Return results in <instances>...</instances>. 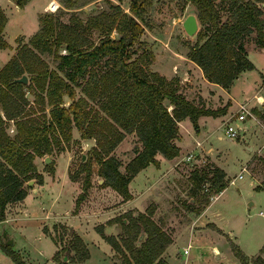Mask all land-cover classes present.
<instances>
[{
  "label": "trees",
  "instance_id": "obj_1",
  "mask_svg": "<svg viewBox=\"0 0 264 264\" xmlns=\"http://www.w3.org/2000/svg\"><path fill=\"white\" fill-rule=\"evenodd\" d=\"M16 1L23 6L30 0ZM58 1L71 10L85 5L88 0ZM185 1L194 6L201 25L187 58L202 70L209 82L229 90L243 72L255 69L246 53L245 37L255 31L258 45L264 48V18H261L259 6L264 0H220L221 6L228 5L229 15L225 19L217 0ZM107 2L109 10L101 11L86 24L75 18L65 23L56 14H40L39 29L29 45L19 49L0 70V222L5 219L9 204L26 198L25 183L31 180L43 183L35 159L51 154L55 146L69 141L73 127L83 138L97 142L80 169L85 172L84 190L90 186L91 167L95 161L99 166L98 174L107 186L123 200H130V182L149 165L159 167L157 155L168 160L180 155L177 145L180 122L189 119L198 131L201 116L217 117L227 113L226 109L213 111L195 105L179 91L178 80H167L149 68L151 59L146 48L137 53L142 46L140 38L149 26L148 11L153 0H130L128 13L120 5ZM5 23L6 18L0 12V49L9 48L2 37ZM88 29L100 32L96 42L84 34ZM113 32L116 33L114 37ZM136 44L140 47H135ZM25 73L31 74L33 84L30 87L42 106L40 110L43 111L46 104L51 107L49 116L44 113L34 116L35 110L25 109L28 101L24 85L14 81ZM78 88L84 96L76 99ZM65 97L71 100L68 106ZM87 99L97 104L98 114H92L91 108L87 110ZM255 114L264 118V113L255 110ZM10 122L15 127L13 135L7 132ZM133 133L140 148H135V156L122 171L119 159L112 152L126 134ZM262 162L264 164V157ZM47 168L50 173L54 172L52 166ZM225 176L217 166L193 171L191 197L199 195L198 188L204 182L217 193L223 191L227 187ZM256 189L264 190V179ZM84 199V194L79 196L76 209ZM206 203L208 199L203 205ZM201 209L195 212L198 214ZM122 229L125 236L120 243L115 236L105 235L103 227L96 228L115 251L119 264H169L162 254L170 238L150 218L129 214L128 221H122ZM70 234L83 247V254L76 258L77 262H82L89 252L76 233L70 231ZM144 234L146 238L140 239ZM138 240L142 241L135 245ZM1 248L13 262L25 264L10 245L3 242ZM234 249L242 263L248 264L239 249ZM65 250L79 249L75 246ZM253 263L264 264V246Z\"/></svg>",
  "mask_w": 264,
  "mask_h": 264
},
{
  "label": "rangeland",
  "instance_id": "obj_2",
  "mask_svg": "<svg viewBox=\"0 0 264 264\" xmlns=\"http://www.w3.org/2000/svg\"><path fill=\"white\" fill-rule=\"evenodd\" d=\"M107 1L88 0L86 4L84 3L85 5L68 10L58 0L55 6L51 7L52 3H55L52 2L45 9L44 6L48 0H30L23 6H19L16 0H0V12L6 18L4 25L6 27L2 28V37L11 45H9L11 50L18 52L24 45H29L31 37L38 31L40 14H56L65 23H70L71 18H75L86 24L92 18L98 17L101 11L109 10ZM110 1L115 5H120L124 12H129L130 0ZM217 3L222 7L221 14L225 19L229 15L228 5L221 6L220 0H217ZM259 6L262 9L261 18H264V4H259ZM190 14L197 17L194 6L186 3L185 0H153L148 11L149 26L144 29L140 38L142 46L136 44L135 47H140L138 54L146 48L151 59L149 68L167 80H178L179 91L195 105L213 111L227 110L225 115L214 117L219 119H216L212 127H209L198 138V140H206L205 147L211 148L210 152L208 151L210 156L203 151V161L198 160L201 158L199 154H193L194 158L187 161L184 160L186 154H182L173 165L161 169L156 168V172L149 176L148 181L140 185L142 193L140 197L133 199L131 196L130 201L123 200L116 191L114 193V190L112 191V188L107 186L98 174L99 166L95 161L92 162L90 186L84 190L85 172L80 169L89 156L91 148L96 147L97 142L83 138L81 132L73 127L69 141L62 142L58 147L55 146L51 154L35 159L38 172H42V185L47 186L41 188L39 187L41 184H37L35 180L30 185L25 183L24 187L31 195L26 204L24 201H19L7 206L4 220L8 219L12 222L15 217H20L17 221L19 229L15 231L10 229L8 222H0L1 252L3 251L1 244L4 242V234H7L15 238V242L10 246L20 255L25 264H119L108 261L104 255L110 248L112 256L109 255L115 260L117 258L115 251L107 243L108 246L102 243L99 247H87L85 241L69 223L50 221L48 217L57 211H67L68 215H77L82 211V214L86 216L84 217L86 229L97 232V227H103L105 235L115 236L120 243H122L121 237L125 236L122 221L127 222L129 214L150 218L170 238V244L162 257L168 258L171 255L174 259V261L171 259V264H243L235 247L246 257L248 264H254V257L264 246V216L262 215L264 191L255 189L253 185V180L261 184L264 179L262 162L264 138H261L262 129L257 127V124L264 126V118H259L254 112L256 110L264 113V100L261 99L262 96L264 97V81L260 79V73L264 74V52L256 51L261 47L257 43L255 31L245 37L246 53L256 69L248 71L246 76L234 86L231 92L236 101L232 109H229L230 100L217 92L218 87L208 84L202 70L187 58L189 48L197 41V34L187 35L182 26L183 21ZM200 28L198 21V30ZM84 34L96 42L100 32L88 29ZM114 36H116L115 32H113ZM8 52L9 50H0V68L9 60ZM44 60L49 62L48 58ZM49 65L50 68L54 67L50 62ZM25 75L28 78V82L23 84L25 98L28 101L25 109L35 110L34 116H40L43 113L49 116L51 107L46 104L44 110H40L42 106L37 103V97L33 88L30 87L33 84L31 74L25 73ZM254 94L259 100L255 98V103L250 106L249 110L259 123H250L249 118L253 117L244 114L247 125L252 127L251 130L246 128L245 135H241V129L244 128L240 123L243 118L241 119L237 109L239 105L249 101ZM83 96L80 89H76V99ZM64 101L66 106L71 104V100L67 97ZM87 101V110L91 108L92 114H98L97 104L88 99ZM227 119H230L229 124L235 126L239 133V136L232 140L226 136L224 122ZM7 127V132L13 135L15 130L13 123H8ZM135 148H140V144L133 134H128L112 152L119 159L122 171L135 156ZM46 157L51 159L49 164L45 163ZM211 157L226 172L229 181L227 187L219 194L209 188L208 182H204L198 188L199 195L193 198L190 195L191 173L205 167L217 166L211 161ZM48 166H52L53 173L49 172ZM43 173L47 174V180ZM240 174L242 178H239ZM233 179L235 184L230 183ZM36 189L41 190L39 196L33 195L36 194ZM82 194L85 195V199L76 209V201ZM215 196H217L216 199L210 204L203 220L198 224L199 228H204L202 232L200 229L198 233L191 232L187 235L193 227V221L197 215L195 211L203 208ZM207 199L208 203L203 205ZM124 203L126 206H123ZM22 208H26V211L21 213L19 209ZM46 215L47 218H45ZM36 217L46 220L42 222L41 231L49 239L45 237L38 239ZM70 231L81 238L85 249L87 248L89 252L88 258L82 262H77L76 258L78 254H83V247L74 241V236L70 234ZM145 238L146 234L143 235L142 240ZM142 240L136 241L135 245H139ZM52 242L57 247L54 254ZM175 243L177 248L173 254H170L173 249L172 244ZM189 244H191L189 253L185 255L183 248ZM213 245L224 254L220 259L214 255ZM75 246H78V251L65 250L66 247ZM40 251H43L45 255L40 256ZM1 252L0 257H3L4 254ZM4 258L8 262L5 264H16L10 257ZM0 264L4 263L0 260Z\"/></svg>",
  "mask_w": 264,
  "mask_h": 264
},
{
  "label": "crops",
  "instance_id": "obj_3",
  "mask_svg": "<svg viewBox=\"0 0 264 264\" xmlns=\"http://www.w3.org/2000/svg\"><path fill=\"white\" fill-rule=\"evenodd\" d=\"M52 2H55L56 3V0H48V2L46 3V5L44 6V9L46 8V6L47 5H49V4H51ZM57 4V3H56ZM47 10V9H46ZM4 27H6V26H4ZM3 34H4V31H3ZM35 34V33H34ZM5 39V38H4ZM10 45V44H9ZM11 46V45H10ZM0 50H9V52L7 53V57H9V60H7V62L4 64V66L16 55V53H17V51H15V50H11L10 48H6V49H0ZM15 51V52H14ZM256 51H260V52H264V48H261V49H258V50H256ZM8 59V58H7ZM3 66V67H4ZM2 67V68H3ZM2 68H0V70L2 69ZM255 69H256V66H255ZM247 72L248 71H246V72H243L235 81H234V83H233V85L230 87V89L229 90H225V89H223L221 86H219V85H217V84H214V83H211V82H209L207 79H205L206 80V82L208 83V84H212V85H214V86H216V87H218V90H217V92L218 93H220L222 96H224L227 100H230V104L231 105H229V109H232V107H233V104L235 103V101H236V99H235V96L233 95V93L231 92L232 91V89L234 88V86L236 85V84H238V82H240V80H242L245 76H246V74H247ZM264 76V74H262V73H260V79H262V77ZM205 78V77H204ZM241 86H243V85H241ZM220 88V89H219ZM220 90V91H219ZM224 94H223V93ZM257 97L258 96H255V94L251 97V98H249V101H246V102H244V103H242V104H245L246 106H247V108L249 109L250 108V106L252 105V104H254L255 103V98L257 99ZM261 99H263L264 100V97L262 96L261 97ZM251 103V104H250ZM238 110V109H237ZM250 111V110H249ZM236 112V111H235ZM255 112V111H254ZM246 114V113H245ZM244 114H240V117H241V119H242V123H240V125L242 126V128H244V129H241L242 131H241V135H245V130H246V128H249V130H251L250 128L252 127V126H249V125H247V122H246V119H244V118H246V117H244V116H246V115H244ZM247 115H250V116H252V113L250 112V113H247ZM253 117V116H252ZM216 119H219V118H214V117H212V116H201L200 118H199V120H198V125H199V130L198 131H195L194 130V128H193V126H192V123H191V121L189 120V119H185V120H183L182 122H180L179 123V131H180V140L177 142V145L180 147V149H181V151H180V155L179 156H177L176 158H173V159H171V160H168V159H165L162 155H157V160L159 161V169H161V168H164L165 166H170V165H173L175 162H176V160H178V159H180V156L182 155V154H187V153H189V152H192V154H199L200 155V157L201 158H198V160H204L203 159V151L204 152H206V154L208 155V156H210V150H211V148H206L205 147V139H202V140H198V138L201 136V135H203L208 129H209V127H212L211 125H212V123L216 120ZM249 121H250V123H254V124H257V123H259L258 121H257V118H255V117H253V118H249ZM261 124V123H260ZM233 126V125H232ZM249 126V127H248ZM257 127H260L261 129H262V137L261 138H264V126L261 124V125H259V124H257ZM234 128H235V126H234ZM126 135H128V134H126ZM133 135L135 136V134L133 133ZM136 137V136H135ZM94 140V139H93ZM258 140V136H257V139H256V141ZM95 141V140H94ZM199 143V145H197ZM256 144H257V142H256ZM209 151V152H208ZM208 152V153H207ZM211 161L212 162H215L216 163V165H217V167L219 166V164L215 161V160H213L212 159V157H211ZM199 162V161H198ZM156 166H154V165H149L148 167H146L145 169H143V170H141L133 179H132V181L130 182V184H129V191H130V193H131V196H133V199H135V198H137V197H140V194H142L141 192H140V185H142L143 183H144V181H148V178H149V176L151 175V174H154L155 172H156ZM219 168L220 169H222L223 171H224V169L222 168V167H220L219 166ZM155 170V171H154ZM159 171H161V170H159ZM225 172V171H224ZM41 174H42V172H41ZM44 174V176H45V180H47V178H48V176H46L47 174H45V173H43ZM57 174H58V171H57ZM225 174H226V172H225ZM58 177V176H57ZM239 178H242V175L240 174L239 175ZM252 179H253V177H252ZM225 180L227 181V183L229 182L228 181V179H227V174H226V176H225ZM230 183L231 184H235V180L233 179V180H231L230 181ZM253 185H254V187H255V189L257 188V187H259L261 184L259 183V182H257V180H253ZM47 185L46 184H41V185H39V187H41V188H45ZM112 191H113V189H112ZM262 191H264V190H262ZM222 192V191H221ZM221 192H219V194L221 193ZM40 193H41V190L40 189H36V194H33V195H40ZM114 193H115V191H114ZM117 193V192H116ZM31 195L30 194H27V196H26V198L24 199V200H22V201H24L25 203L24 204H26V202L29 200V197H30ZM119 196V195H118ZM142 196V195H141ZM216 197L217 196H215V197H213L212 199H211V201L207 204V205H205L202 209H201V211L196 215V218L194 219V221H193V227L192 228H190V230L188 231V233H187V235L189 234V233H198V231H200V229H201V232H202V229H204V228H199V223L203 220V218H204V216H205V214H206V211H207V209L209 208V206H210V204L216 199ZM132 199V200H133ZM131 200V201H132ZM130 201V200H129ZM123 206H126V203H124V205ZM24 211H26V208H22V209H19V212H24ZM264 213V212H263ZM48 217H50V221L52 220V221H54V220H56V221H61V222H67V223H69L70 224V226H72L76 231H77V233L79 234V236L85 241V243L87 244V247H99V246H101L102 245V243L103 244H105L106 246H108L109 244L101 237V235L99 234V233H97V232H94V231H90L89 229H86V222L84 221V217H86L84 214H82V211L81 212H79L77 215H68L67 214V211H57L56 213H53V215H49ZM45 218H47V215L45 216ZM20 219V217H15L14 218V220H12V222H11V220H4V221H2V223L4 222V223H7L8 222V224L10 225V229H13V230H15V229H19V227H18V225H17V221ZM9 222H11V223H9ZM36 223V227H37V233H38V235H37V237H38V239H42L43 237H45V238H48L45 234H43V232L41 231V228L43 227V225H42V222H46V220H44L43 218H39V217H36V221H35ZM47 224V223H46ZM75 224H76V226H75ZM16 231V230H15ZM20 231V230H19ZM14 235V234H13ZM12 235V236H13ZM187 235L185 236V237H187ZM49 239V238H48ZM185 239V238H184ZM182 241V240H181ZM13 242H15V238H13ZM53 243V242H52ZM108 245H107V244ZM53 254H54V252L56 251V249H57V247L55 246V244L53 243ZM171 246V245H170ZM109 247H111L110 245H109ZM175 247V248H174ZM190 247H191V244H189L187 247H185V248H183L184 249V254L185 255H188V253H189V249H190ZM108 248V247H107ZM112 248V247H111ZM171 248H173L172 249V253H171V251H170V254H173V252L175 251V249L177 248V244L175 243V244H172V247ZM212 250H213V253H214V255L215 256H217V259H220V257L221 256H223L224 254H222L221 252H220V250H219V248H217V246H215V245H213L212 246ZM1 252V251H0ZM2 254H4V255H2L3 257H0L1 259V262L2 263H6L7 262V259H5L4 257H6V258H9V256H7L6 254H5V252H1ZM165 253V252H164ZM53 254H52V256H53ZM111 255V251H110V248H109V250L108 251H106L105 253H104V255L107 257V259H108V261L110 260L111 262H114V263H117V261L115 260V259H113L110 255ZM45 254H44V252L43 251H40V256H44ZM1 256V255H0ZM49 259H50V257H48ZM164 258V257H163ZM169 264H171L170 263V261H171V259L174 261V259L173 258H171V255L170 256H168V258H164ZM54 262V261H53ZM8 263V262H7ZM55 263V262H54Z\"/></svg>",
  "mask_w": 264,
  "mask_h": 264
},
{
  "label": "water",
  "instance_id": "obj_4",
  "mask_svg": "<svg viewBox=\"0 0 264 264\" xmlns=\"http://www.w3.org/2000/svg\"><path fill=\"white\" fill-rule=\"evenodd\" d=\"M185 32L187 33V35L189 36H193L195 34L198 33V20L197 17L194 14H190L188 15L185 20L183 21L182 24ZM15 82L18 83H23L26 84L28 82V78L27 76L24 74L23 76H21L20 78H17L14 80ZM51 162L50 157H46L45 158V163L49 164ZM34 180H31L28 182V184L30 185ZM143 236L140 237V239H142ZM4 243L6 245H12L13 244V238L10 235L4 234ZM66 259V257H65Z\"/></svg>",
  "mask_w": 264,
  "mask_h": 264
},
{
  "label": "built area",
  "instance_id": "obj_5",
  "mask_svg": "<svg viewBox=\"0 0 264 264\" xmlns=\"http://www.w3.org/2000/svg\"><path fill=\"white\" fill-rule=\"evenodd\" d=\"M257 99L259 100L258 97H257ZM237 113H239V114H245L246 113L247 114V113H250V111H249V109L247 108V106L245 104H241L238 107ZM229 120L230 119H227L224 122V125L226 127V136L228 137L229 140H232L235 137H238L239 133L231 124H229ZM197 145H199V143ZM193 158H194V155L192 154V152H189V153L186 154L184 160L190 161ZM262 215L264 216V213H262Z\"/></svg>",
  "mask_w": 264,
  "mask_h": 264
},
{
  "label": "bare ground",
  "instance_id": "obj_6",
  "mask_svg": "<svg viewBox=\"0 0 264 264\" xmlns=\"http://www.w3.org/2000/svg\"><path fill=\"white\" fill-rule=\"evenodd\" d=\"M56 3H52L51 7L55 6Z\"/></svg>",
  "mask_w": 264,
  "mask_h": 264
}]
</instances>
